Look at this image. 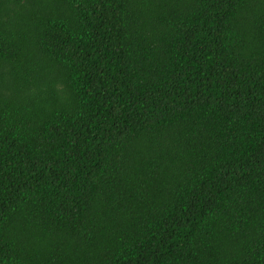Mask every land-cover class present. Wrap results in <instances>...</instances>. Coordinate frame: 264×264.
Instances as JSON below:
<instances>
[{"label": "trees", "instance_id": "16d2710c", "mask_svg": "<svg viewBox=\"0 0 264 264\" xmlns=\"http://www.w3.org/2000/svg\"><path fill=\"white\" fill-rule=\"evenodd\" d=\"M0 264H264V0H0Z\"/></svg>", "mask_w": 264, "mask_h": 264}]
</instances>
